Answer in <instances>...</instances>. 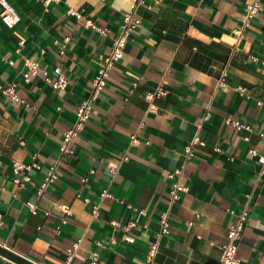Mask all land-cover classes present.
I'll return each instance as SVG.
<instances>
[{"label":"crops","instance_id":"0c3cea01","mask_svg":"<svg viewBox=\"0 0 264 264\" xmlns=\"http://www.w3.org/2000/svg\"><path fill=\"white\" fill-rule=\"evenodd\" d=\"M9 1L21 19L11 28L0 16V78L17 82L24 101L0 92V243L41 264H93L95 251L98 264H147L148 247L168 211L170 228L160 236L154 264H218L234 220L230 210L241 211L249 201L238 254L246 264H264V179L256 182L260 163L248 153L251 147L264 152V106L258 103L264 101V0L249 25L243 19L254 0H149L151 8L141 6L142 23L111 69L72 155L60 152L63 132L91 89L98 55L110 52L135 0ZM73 8L109 33L86 27L85 18L70 13ZM25 57L51 72L60 65L67 88H54L42 75L26 82ZM161 83L168 94L155 98L151 111L146 93ZM228 116L254 130L233 127ZM200 122L206 143L187 160L184 146ZM132 134L138 144H131ZM34 152L42 170L16 184L12 160L29 163ZM53 163L59 164L58 177L40 192ZM178 167L188 190L172 202L175 177L169 173ZM104 190L117 199H102ZM27 201L38 205L37 212ZM131 220L136 224L125 229ZM0 264L19 263L0 254Z\"/></svg>","mask_w":264,"mask_h":264},{"label":"built area","instance_id":"2783aa9c","mask_svg":"<svg viewBox=\"0 0 264 264\" xmlns=\"http://www.w3.org/2000/svg\"><path fill=\"white\" fill-rule=\"evenodd\" d=\"M42 1L48 5L53 1L59 2L61 0H42ZM0 5L2 7L0 11V16L2 21L8 27L11 28L14 27L21 19V15L19 11L9 0H0ZM141 6H146L148 8H151L153 6V3L150 2L149 0H135L134 3L132 4L131 9L128 10L123 16L120 29L113 38L112 48L110 52L100 53L98 55L99 65H98L97 73L92 80L91 89L88 95L82 98L80 103L77 105L74 120L72 121L71 125L63 132V138L59 144L60 152L63 155L74 154L77 136L83 130L87 121L91 118L95 107V101L99 98L102 90L107 85L109 81L111 69L114 67L115 63L123 57L124 50L129 38L142 23V17L138 13V9ZM261 8L262 6L260 0H254L251 3H248L246 6V16L243 19L244 24L249 25L251 19L261 10ZM70 13L75 15L78 19L85 18L84 25L86 27H91L95 31L100 32L102 35H107L109 33V30L106 27H101L97 25L92 18L87 17L82 9L73 8L70 10ZM238 32L240 33L241 36L243 35V32L241 30H239ZM69 40H70L69 36H66L64 38L63 49L61 50V52L64 51V48L66 47ZM23 43L24 40H21L20 44ZM16 50L20 51V46L17 47ZM251 57L253 60L256 61L260 60V57H258L257 55L252 54ZM24 62L25 65L27 66V70L23 73V78L26 82H30L32 78L36 75H42L44 80L54 88H58V89L67 88L69 80L60 65H56L51 72L48 69L42 67L37 60H33L29 57H25ZM261 62L264 63V60H261ZM223 80L224 79L222 78V80L219 82L220 85L224 84ZM136 85L137 82L136 81L133 82V85L129 90V94L133 91ZM17 87H18L17 82L12 81L9 83H5L0 78V92L3 95L8 96L12 101H24V99L18 93ZM237 90L241 94L252 96L249 89L244 85H238ZM167 94H168V89L162 83L159 84L153 90L147 91L146 98L149 102L148 109L154 111V109L156 108V105L154 103L155 98L160 96H166ZM258 103L264 106V101L262 99H258ZM208 115L209 113H207L205 117H208ZM226 122L231 124L233 127L237 129L245 128L249 131L254 130V127L251 124L243 122L231 116L226 117ZM201 130H202V122L199 123L198 130L191 139V141H189L184 146L185 157L187 160L192 158L197 146L204 145L206 143V139L202 134ZM260 134L264 135L263 132H261ZM139 142H140V138L136 134H132L131 144H138ZM21 143L23 144L24 141L21 140ZM216 149L219 150L218 147H216ZM248 153L252 156H255L257 161L260 163V168L256 176V182L259 183L264 179V152L259 151L255 147H251L249 148ZM31 156L32 159L29 163H26L17 158H14L12 160V169L14 172L13 181L18 185H22L25 182H30L32 179L31 172L40 171L43 168L42 162L38 159L39 152H34ZM124 159H127V156H125ZM58 169H59L58 163H53L48 165L44 173V179L41 182L39 188L40 192H43L52 182L55 181V179H57ZM181 174H182V168L179 167L172 170L169 173L170 177H175V180L173 181L170 190V200L172 202L178 200L181 197V193L188 190V186L181 184L179 181L178 177ZM83 180L86 181L87 177H84ZM106 197L117 199L108 190H104L101 193V198L104 199ZM86 200L89 201V198H86ZM26 204L33 212H37L38 209L37 204H35L32 201H27ZM248 204L249 201L246 202L245 208L241 211H236L235 209L230 210L234 214V220L232 223H230L228 227L226 241L221 245L218 264H246L245 260L238 254V246L248 218V210H247ZM63 210L66 214L72 213V210L69 206L64 207ZM99 210H100L99 203L95 204L92 208V212L95 216L99 215ZM46 212L49 213V211ZM140 213L144 214L146 212L145 210L140 209ZM0 218H1V214H0ZM112 223L115 226H121V223L119 221L112 220ZM159 223H160V228L158 231V237L150 243L146 253L145 261L147 264H154L160 250V238H161L160 236H162L163 234L169 231L171 222L168 211L162 213ZM135 224H136V220H131L128 224L124 225V228L130 229ZM99 244H101V242H99ZM77 246L78 243H76L73 248L69 249V260L72 259L73 253L77 248ZM98 259H99V253L97 251L93 252L91 262L93 264H98Z\"/></svg>","mask_w":264,"mask_h":264},{"label":"water","instance_id":"95a60500","mask_svg":"<svg viewBox=\"0 0 264 264\" xmlns=\"http://www.w3.org/2000/svg\"><path fill=\"white\" fill-rule=\"evenodd\" d=\"M0 254L19 264H41L0 243Z\"/></svg>","mask_w":264,"mask_h":264}]
</instances>
